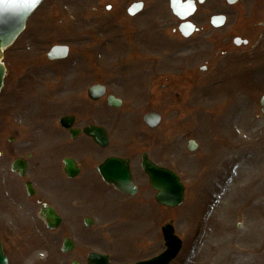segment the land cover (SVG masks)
I'll list each match as a JSON object with an SVG mask.
<instances>
[{
    "label": "rangeland",
    "instance_id": "1",
    "mask_svg": "<svg viewBox=\"0 0 264 264\" xmlns=\"http://www.w3.org/2000/svg\"><path fill=\"white\" fill-rule=\"evenodd\" d=\"M106 4L105 0H45L5 53L9 72L0 96V239L10 264H71L73 260L86 264L93 251L112 254L113 264H134L165 250L162 227L171 220L183 241L172 264H220L222 239L226 255L231 256L225 264L240 260L264 264V114L260 105L264 0H241L234 7L224 2L227 25L189 41L168 37L176 26L171 23L168 0L137 16L141 25L132 23L134 19L125 13L116 17V8L108 12ZM151 11L158 12L160 22L159 46L149 53L156 61L139 70L143 65L136 58L143 50L136 44L153 34L145 23ZM235 35L250 44L233 47L231 36ZM56 44L69 45L70 57L51 63L47 52ZM201 66L207 67V73L199 71ZM95 83L108 84L123 99V106L106 107V115L100 105L90 106L87 90ZM171 83L184 84L185 89L163 90ZM154 91L156 96L150 100ZM221 107L226 109L223 114ZM151 111L162 115L156 139L152 132L134 136L145 113ZM66 115L77 116L79 126L104 115L111 125L112 148L122 145L139 151L140 142L147 141L148 147L153 142L152 158L181 176L186 186L184 204L173 210L161 208L138 173L141 191L129 203L141 205L142 218L135 220L132 211L120 212L123 201L106 190L100 193L107 200L102 209L77 201L66 211L65 226L44 234L37 216L13 209L12 192L23 187L24 181L10 166L14 158L32 154L33 168L42 162L46 171L45 154L55 152L67 139L59 126V119ZM191 140L198 144L194 152L187 148ZM240 168L251 169L244 182V187L250 186L247 194L238 189L243 184L233 182ZM41 178V188L48 189L44 182L49 178ZM89 213L96 219L90 228L82 223ZM71 225L78 228L76 233H69ZM66 237L76 244L69 256L60 250Z\"/></svg>",
    "mask_w": 264,
    "mask_h": 264
},
{
    "label": "flooded vegetation",
    "instance_id": "2",
    "mask_svg": "<svg viewBox=\"0 0 264 264\" xmlns=\"http://www.w3.org/2000/svg\"><path fill=\"white\" fill-rule=\"evenodd\" d=\"M106 1V0H105ZM160 0H110L106 1V10L108 12H112L116 8V12L118 13L116 17L120 16L122 14H126L129 18L134 19L131 20V22H137L138 25H141V22H138L137 19H135L137 16H141V14L145 13L148 8L151 5H158V2ZM182 3L185 2H193V6L195 7L194 14L191 15V17L186 20L182 21L178 17H175L173 14V22L172 24H175L176 26L171 29L170 34L168 37L180 39L181 41H189L190 39H194L198 36L207 34L208 31H212L211 28V21L215 16H219L223 14V2L222 0H180ZM204 4H203V2ZM169 2V9H170V2L171 0H168ZM206 3H209V8H214L211 11H206L204 9V6ZM134 4H142V11L136 15L131 16L129 14V8ZM109 7V9H108ZM119 8V11H118ZM171 11V10H170ZM148 12V11H147ZM156 12V11H155ZM172 13V12H171ZM151 18L146 20L145 23L147 25H150L152 27V33L151 35L146 36L145 40L142 41L140 44H136V46L143 50L142 56L136 58L140 64L143 66L139 68V70L147 69L149 65L154 63L156 61L155 56L149 55L151 51L158 48L159 46V40L157 38V32L159 31L158 28L160 26L159 20L156 18L158 15V12L153 14V11L150 13ZM143 18V17H142ZM119 18L116 19V21ZM145 20V19H144ZM190 23L196 27V32L191 38L186 39L180 32L179 28L182 24ZM118 25L123 26L125 25L124 22L120 24L118 22ZM113 44L112 42L109 43V45ZM185 50V49H184ZM154 61V62H153ZM119 68H112V70H117ZM195 71H193L194 73ZM186 75L189 76L190 74L186 71ZM185 82V81H183ZM175 83V82H173ZM173 83L167 84L165 86V89L163 90H173L176 86L180 87L181 89L184 84H177L174 85ZM106 87V96L103 97L101 100H99L96 104L101 103L103 105H108V97L111 95L110 93V87L108 84L101 83ZM169 87V89H168ZM132 88V86H131ZM137 88H140L139 86ZM150 91L152 92L151 86L149 87ZM155 94L150 95V100L155 98ZM180 94L177 93V96ZM151 102V101H150ZM77 120V119H76ZM97 125L99 127H109V119H106L104 115L100 117V121H96ZM77 129H80L79 127L75 126ZM84 128V127H81ZM65 135L68 136V132H65ZM141 136V135H140ZM139 136V137H140ZM156 139V137H155ZM148 140V138H146ZM141 146L139 147V151L134 147H122L123 150L126 153H111L110 146L102 147L97 145L91 138L81 134L78 137L77 141L70 142L68 139L63 140L59 146L55 149V152H49L45 154V160L47 161L46 165H48V169L44 171L42 169V162L38 163V168L34 169L31 160H33V156H31L29 160V170L28 174L26 176V179L22 180L24 181V186L21 188H15L16 190L12 192L15 194L13 196V209L15 211L24 210L26 213H32L34 216H39V213L42 208L44 207H52L58 215H60L63 219V221L66 219L65 215L67 214L66 211L68 210V207H72L77 201H80L81 203H95V200L98 198H101V192H103L104 187L112 189L114 191V188L112 186H108L102 179L101 175L98 173V166L105 163V161L110 158L111 156H119L122 158H128L130 159V164L132 167L134 179H136V172L137 169H139L140 165V158L143 152H151V148L153 146V142L150 143V146H146L147 141L140 142ZM18 158V157H16ZM14 158V160L16 159ZM70 158L74 160L77 167L80 169V175H84L85 178L82 180L80 184H75V180H69L68 176L66 175L64 168V160ZM139 160V163H138ZM44 175V176H42ZM41 177H48L49 180H46L44 182V185L48 187V189H42L41 182L44 178ZM41 178V179H40ZM30 183L31 187L35 191V195L33 197H27L26 194V188L25 185ZM117 193L116 191H114ZM120 194V193H117ZM24 196L27 197V200L24 199ZM122 198V194L120 195ZM38 198V199H37ZM100 202L105 203L107 202L104 198L100 200ZM42 223V224H41ZM42 225V232L44 233H53L57 231H49L47 229V226L45 222L41 221ZM61 229V228H60ZM59 229V230H60ZM77 227L71 225L69 227V232L74 233L77 232ZM59 232V231H58ZM44 233V234H45Z\"/></svg>",
    "mask_w": 264,
    "mask_h": 264
},
{
    "label": "water",
    "instance_id": "3",
    "mask_svg": "<svg viewBox=\"0 0 264 264\" xmlns=\"http://www.w3.org/2000/svg\"><path fill=\"white\" fill-rule=\"evenodd\" d=\"M43 0H8V4L5 5L3 0H0V91L3 87L5 67L2 64V56L4 50L10 47L18 38V36L25 29L26 21L29 16L35 11ZM173 10L177 13L179 5L177 1L172 3ZM219 25L221 23H218ZM240 40H236V44H240ZM69 49L64 46L54 47L48 54L50 60H61L68 56ZM99 92L100 89L94 87L90 90V94L93 92ZM101 92V91H100ZM102 93V92H101ZM95 94V93H94ZM94 94L92 97H94ZM98 96L94 97L97 98ZM264 112V97L261 100ZM118 106V104H116ZM67 119H63L62 123L65 128H69V124H66ZM146 122L151 127H156L160 118L154 114L146 117ZM86 133L92 135L97 142L102 143L101 134L86 130ZM191 150L195 149L193 145ZM120 160L111 159L105 165L102 170L104 179L107 182L114 183L121 190L128 192L129 194H135L136 189L132 187L131 175L127 166H123ZM26 168L24 161L19 160L15 163L14 169L21 173ZM70 168V169H69ZM68 173L70 176L76 174L74 167L69 165ZM143 169L147 172L150 177V183L154 189L159 193L157 195V201L168 207H176L182 204L184 200V187L179 181V178L169 170L159 168L151 163L146 157L143 159ZM70 170V171H69ZM73 171V172H72ZM54 220V219H53ZM54 225H58L57 222H53ZM167 251L159 257L140 264H170L178 255L181 250V241L174 235V229L171 226H166L163 229ZM69 249L72 248V244L68 241ZM0 264H8V259L3 253L2 245L0 243ZM89 264H109L108 256L99 255L93 253L89 256Z\"/></svg>",
    "mask_w": 264,
    "mask_h": 264
},
{
    "label": "bare ground",
    "instance_id": "4",
    "mask_svg": "<svg viewBox=\"0 0 264 264\" xmlns=\"http://www.w3.org/2000/svg\"><path fill=\"white\" fill-rule=\"evenodd\" d=\"M225 112H226V109L221 108V114H223ZM255 160L250 163L251 168L253 167V164L255 163ZM250 172H251V169L244 170V168H242V169L240 168V170L238 169V171L235 173L234 180H233V182H235V181L238 182L239 181L238 182L239 185L243 184L242 187L238 186V189L241 188L240 190L243 191L246 194L250 191V186L244 187V186H246L244 182H245V180H247V179H245L247 174L251 175ZM248 178H251V177H248ZM251 184H252V182L250 183V185ZM224 243H225V240L222 239V244L224 245ZM223 245L218 246V248H221L220 255L218 257V263H220V264L228 263L226 261H228L231 258V256L226 255V250L225 249L227 248V246L224 247L226 244L224 246ZM233 264H250V262L240 260L237 263H233Z\"/></svg>",
    "mask_w": 264,
    "mask_h": 264
},
{
    "label": "snow or ice",
    "instance_id": "5",
    "mask_svg": "<svg viewBox=\"0 0 264 264\" xmlns=\"http://www.w3.org/2000/svg\"><path fill=\"white\" fill-rule=\"evenodd\" d=\"M33 2H34V0H33ZM3 3H4L5 5H7V4H8V0H3Z\"/></svg>",
    "mask_w": 264,
    "mask_h": 264
}]
</instances>
